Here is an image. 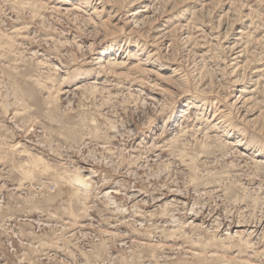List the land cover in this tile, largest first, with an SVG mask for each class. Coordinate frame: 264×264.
Wrapping results in <instances>:
<instances>
[{"label": "rangeland", "instance_id": "374dc122", "mask_svg": "<svg viewBox=\"0 0 264 264\" xmlns=\"http://www.w3.org/2000/svg\"><path fill=\"white\" fill-rule=\"evenodd\" d=\"M0 264H264V0H0Z\"/></svg>", "mask_w": 264, "mask_h": 264}, {"label": "bare ground", "instance_id": "6f19581e", "mask_svg": "<svg viewBox=\"0 0 264 264\" xmlns=\"http://www.w3.org/2000/svg\"><path fill=\"white\" fill-rule=\"evenodd\" d=\"M76 7V6H75ZM95 9V8H94ZM95 11V10H94ZM132 16H134V18H138V16H140L141 15V12H140V10H136V11H134L132 14H131ZM110 17H112V16H110ZM115 18V17H114ZM117 18V17H116ZM141 21V20H140ZM240 32V31H239ZM239 39V38H238ZM237 44V43H236ZM231 46V45H230ZM227 47V46H226ZM234 48H235V46H232V50H234ZM243 48V47H242ZM240 52H242L241 51V49L239 50ZM238 51V52H239ZM230 53V52H229ZM239 56H242V53H240V54H238V55H236L235 57H234V60H236ZM176 68V67H175ZM174 70H176V69H174ZM238 91H244V92H246V90H244V89H238ZM239 98L237 99V100H235L236 102H240V100H241V98L243 99V100H241V102H243L242 103V106L246 103V102H248V101H250V98L249 97H246V96H243V95H239L238 96ZM236 102H234V104H236ZM241 106V107H242ZM246 108V107H245ZM249 108V107H248ZM218 113V112H217ZM226 112L224 111V110H221L219 113H218V115H220L221 117H223V116H225L226 114H225ZM216 114V113H215ZM215 118V117H214ZM220 121H222L221 119H220ZM20 145V144H19ZM12 148V147H11ZM257 155H259V153L257 154ZM36 162L35 163H39V161L38 160H35ZM41 163V162H40ZM36 165V164H35ZM33 166L32 165H27V172L26 173H29V174H31V168H32ZM39 167V166H38ZM80 170V169H79ZM85 171V170H84ZM87 171V170H86ZM79 172V171H78ZM77 172V173H78ZM74 179V181H76L77 183V187L79 186H85L86 188L89 186V183H88V180L87 179H85L83 176H81V175H77L75 178H73ZM91 181V180H90ZM91 187V186H90ZM18 188V187H17ZM109 193H118V191H116V190H113V189H111L110 191H107V192H105V194L106 195H108ZM80 194H82V193H80ZM114 200V199H113ZM77 202V201H76ZM118 206V205H117ZM116 207V206H115ZM135 207V206H134ZM118 210V209H117ZM120 210V209H119ZM124 210V209H123ZM125 211V210H124ZM138 213V212H137ZM122 215V214H121ZM135 215V214H134ZM230 247V246H229Z\"/></svg>", "mask_w": 264, "mask_h": 264}]
</instances>
